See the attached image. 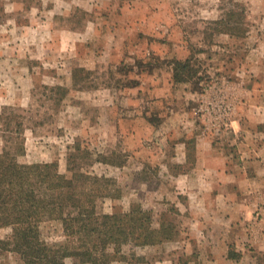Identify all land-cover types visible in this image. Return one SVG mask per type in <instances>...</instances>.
I'll list each match as a JSON object with an SVG mask.
<instances>
[{"label": "rangeland", "instance_id": "rangeland-1", "mask_svg": "<svg viewBox=\"0 0 264 264\" xmlns=\"http://www.w3.org/2000/svg\"><path fill=\"white\" fill-rule=\"evenodd\" d=\"M3 154L18 175L51 165L101 178L93 220L150 212L148 226L121 222L102 256L89 233L108 264H226L229 249L249 264L255 250L218 234L224 216L253 222L264 205V0H0ZM13 200L0 199V221ZM164 222L171 237L142 245ZM37 230L49 248L78 246L58 220ZM12 235L0 223V264H25Z\"/></svg>", "mask_w": 264, "mask_h": 264}, {"label": "trees", "instance_id": "trees-1", "mask_svg": "<svg viewBox=\"0 0 264 264\" xmlns=\"http://www.w3.org/2000/svg\"><path fill=\"white\" fill-rule=\"evenodd\" d=\"M186 66L187 61L176 64L174 80H177L180 71ZM5 157L4 154L0 155V163ZM72 167L71 177L66 179L51 165L28 167L27 170L25 169L26 173L20 172L18 175L13 173L12 168L0 164V184L3 188L0 190V199L8 198L11 201L16 196L20 198L19 207H15V200L11 203L19 211L14 213L15 215L11 214L10 217L7 214L6 219L0 223L13 225L11 241L6 245H12V250L19 254L25 264H64V259L72 256L77 257L80 262L108 264L106 260L97 259L99 258L97 255H92L99 254L98 251L85 246L90 232L97 238L96 244L101 247L102 256L105 247L113 239V230H117L120 236L125 235V231L123 232L120 226L121 222L122 224L126 222L132 227L136 222H139L140 226H148L152 222L150 212H144L140 208H133L123 217L113 214L103 215L99 217V220H93L96 207L94 201L104 196L102 192L106 190L107 183L103 185L101 178L86 175L80 171L81 168ZM31 172L36 178L33 183L28 177ZM118 190L115 187L113 192ZM134 215H137L138 220L134 218ZM44 217L60 221L66 239L67 237L78 239V246L70 245L71 240L54 248L40 243L37 225ZM113 224L116 226L114 229H112ZM174 232L175 227H172L171 222H164L160 228L151 231L142 229L140 235L142 245L160 244L169 239ZM240 257L241 253L233 249L227 251L228 260H238Z\"/></svg>", "mask_w": 264, "mask_h": 264}, {"label": "crops", "instance_id": "crops-1", "mask_svg": "<svg viewBox=\"0 0 264 264\" xmlns=\"http://www.w3.org/2000/svg\"><path fill=\"white\" fill-rule=\"evenodd\" d=\"M242 210L243 211H241L240 215L246 220L248 216V208ZM234 216V213H230L229 217H227V215L224 216V221H222L221 224L226 228L222 231V234H218L220 236L219 238L226 237L229 242H235L237 246H239L238 244H242L249 249L252 248L260 256L255 257L253 252L246 254L242 253L245 255L242 259L249 260V264H264V205L260 208V212L257 214L256 220L253 222H240L239 219L237 220V217ZM216 259L217 257L212 258L214 261ZM221 259L226 264H232L230 260L226 258V255Z\"/></svg>", "mask_w": 264, "mask_h": 264}]
</instances>
